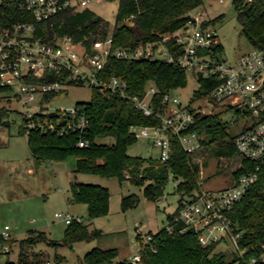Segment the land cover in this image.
Returning <instances> with one entry per match:
<instances>
[{"label":"trees","instance_id":"trees-1","mask_svg":"<svg viewBox=\"0 0 264 264\" xmlns=\"http://www.w3.org/2000/svg\"><path fill=\"white\" fill-rule=\"evenodd\" d=\"M202 3V0H118L114 26L111 32L112 47L134 48L138 45L148 46L161 43L163 38L178 30L189 18V14ZM237 21L250 46L264 48V0H233ZM0 24L23 19L22 13L14 9H4ZM35 35L45 41L53 37L70 36L81 42L90 51L94 39H103L108 35V23L99 15L84 8L76 11H63L48 20L36 22ZM134 22L133 26L126 23ZM221 19H211L215 24ZM170 49H174L172 38L163 41ZM177 46V45H176ZM217 53L223 48L219 42L215 46ZM105 74L124 77L128 83V93L142 97L147 87L153 84L156 91L151 97L153 113L146 115L138 109L132 100L117 94L104 95L92 90L88 102L77 103L76 111L88 118V127L83 137L88 141L86 146H78L77 133L59 135L54 132L42 133L37 129H26L21 125V132L26 135L27 146L38 162L63 161L68 157L75 158L76 173L97 174L102 177L128 179L132 183L143 186V195L150 201H157L169 176L178 179L175 191L179 195L199 190L197 181L199 166L192 162L191 153L186 152L177 137L170 135L169 157L162 161L160 157L144 158L131 156L128 147L136 140L130 131L131 126H158L161 122L157 113L166 112L167 103L163 97L176 88L186 86V70L177 61L171 63L160 60L140 59L123 60L110 58L105 65ZM198 88L192 98L205 97L215 86L217 80L199 75ZM10 89L0 85V95L9 93ZM238 111V109H237ZM6 111L0 108V123ZM53 118V117H52ZM195 125L191 127L200 135L202 147L217 158H231L238 153L234 145L236 134L243 129L230 132L218 113H195ZM4 122V121H3ZM112 137L113 142H99V139ZM240 167L231 171V180L255 164L241 159ZM129 175V176H127ZM71 201L82 203L87 207L89 218L105 216L109 208V191L106 187L91 183H72L70 187ZM137 196L130 195L122 199L121 206L135 205ZM231 226L234 233L240 234L239 248L244 250V258L258 256L261 244H264V166H261L257 178L251 183L242 199L230 212ZM171 213L167 214L170 224ZM182 224H174L175 231L170 233L166 226L152 235V240L144 243L139 253L145 264H233L238 258L237 252L227 240L213 242L203 246L191 230L179 233ZM33 232L37 235L31 236ZM30 236L21 241V245H32L35 241L46 239L43 231H29ZM92 237L86 224L73 219L64 232L62 242L72 244ZM11 244L12 238L0 237V244ZM224 245L221 248V245ZM226 248V249H224ZM117 256L115 249L93 248L84 255L79 264H114ZM21 262H25L21 260ZM4 264H13L9 261ZM115 264H129L124 260ZM254 264H264L257 262Z\"/></svg>","mask_w":264,"mask_h":264},{"label":"built area","instance_id":"built-area-1","mask_svg":"<svg viewBox=\"0 0 264 264\" xmlns=\"http://www.w3.org/2000/svg\"><path fill=\"white\" fill-rule=\"evenodd\" d=\"M91 1L0 0V20L4 9H14L23 16V19L0 24V85L10 89L12 98L24 107L22 124L26 133L29 129L59 135L77 133L78 146L88 145L83 137L88 118L78 114L76 107L54 109L52 106L54 100L66 96L64 88L68 85H85L104 95L117 94L132 100L144 114L153 113L151 97L156 91L153 84L147 87L142 97L131 96L124 77L105 74V65L110 58L177 61L195 77L201 75L216 79L215 86L204 101L208 106H214L227 98L239 97V102L233 107L244 115V123L243 129L234 138V145L239 158L255 165L218 190L204 189L198 181L199 190L179 195L177 206L171 212L170 224L165 226L173 233L174 224L181 223L179 233L187 229L193 231L203 246L227 240L238 254L233 264L264 262V244H261L262 251L258 256L253 255L248 260L244 258V250L239 248L238 243L240 234L233 232L229 215L257 178L260 167L264 166V48L251 47L235 61L228 62L222 53L215 51L220 42L215 26L201 12H191L182 27L155 46L140 44L134 48H114L112 35L108 34L103 39H94L90 51L67 35L54 36L52 41H45L35 35L36 25L26 19L31 17L36 22L45 21L63 11L89 8ZM169 38L174 41V49L163 43ZM163 102L167 103V109L163 114L157 113L160 124L131 126L130 131L135 138L151 139L153 145L160 149L162 161L169 157L170 135L178 138L186 152L193 154L200 151L201 137L191 127L196 123L195 113L206 114L205 109L198 106L190 111L178 98L170 101L169 94L163 97ZM30 107L35 111L29 113L27 109ZM54 216L62 218L67 224L74 219L70 214L61 212H55ZM75 219L81 221L79 217ZM0 237L5 240L10 238L7 224L0 227ZM143 239L147 243L152 240V235L146 234ZM0 251L7 252L8 244H0ZM123 260L129 264H145L139 252Z\"/></svg>","mask_w":264,"mask_h":264},{"label":"rangeland","instance_id":"rangeland-1","mask_svg":"<svg viewBox=\"0 0 264 264\" xmlns=\"http://www.w3.org/2000/svg\"><path fill=\"white\" fill-rule=\"evenodd\" d=\"M117 5L118 0H92L89 4V9L108 23V34L114 26ZM200 12L209 19L221 16L214 26L223 48L222 54L228 62L235 61L251 48L237 21L233 0H202L201 5L192 11L193 14ZM186 79L185 87L169 92L170 101L176 97L182 104L189 103L199 84L189 70L186 71ZM64 89L66 96L54 100V109H70L77 103L88 102L92 96V90L85 85H68ZM37 99L38 96L35 103ZM238 102L239 97L234 96L208 106L203 97L193 100L189 106H199L211 114L218 113L228 130L235 132L244 123V115L233 107ZM0 108L6 111L0 123V227L7 224L12 238L8 251H0V264L7 261L13 264H79L93 248L115 249V264L138 253L145 242V235L156 233L167 224V214L175 210L179 199V193L175 191L178 179L169 176L162 196L157 201H150L143 195V186L128 179L74 172V157L38 163L27 146L26 135L21 132L24 107L12 98L11 93H2ZM27 111L31 113L35 108L30 107ZM98 141L111 143L113 138L105 137ZM127 153L144 158L160 157V149L153 145L152 140L142 137L136 138ZM191 157L192 162L199 166L197 181L201 182L202 188L209 190L228 186L232 182L231 171L241 165L238 155L217 158L204 147ZM79 182L98 184L108 189L109 208L105 216L89 218L85 204L71 201V184ZM130 195L137 196V203L122 208V199ZM55 212L70 214L74 219L79 217L92 237L72 244L63 243L68 224L55 217ZM31 230L43 231L46 239L32 245H21ZM35 235L33 232L31 236Z\"/></svg>","mask_w":264,"mask_h":264},{"label":"water","instance_id":"water-1","mask_svg":"<svg viewBox=\"0 0 264 264\" xmlns=\"http://www.w3.org/2000/svg\"><path fill=\"white\" fill-rule=\"evenodd\" d=\"M126 24L129 25V26H133V25H134V22L129 21V22H127Z\"/></svg>","mask_w":264,"mask_h":264}]
</instances>
